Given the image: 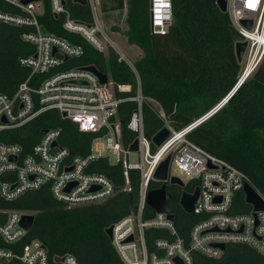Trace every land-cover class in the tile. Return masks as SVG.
<instances>
[{
    "label": "built area",
    "instance_id": "obj_1",
    "mask_svg": "<svg viewBox=\"0 0 264 264\" xmlns=\"http://www.w3.org/2000/svg\"><path fill=\"white\" fill-rule=\"evenodd\" d=\"M2 1L9 4L11 10L0 9V21L30 27L20 38L32 44L34 52L19 59L29 69L27 78L18 84L11 96L0 93V132L20 128L42 111L55 109L79 131L102 134L93 138L86 156L71 154L69 148L59 142L58 127L44 130L26 155H21L22 148L18 143L0 140L1 198L13 200L24 192L48 184L53 198L67 207L103 202L114 195L113 185L105 175L87 172L86 167L91 160L105 156L111 163L121 162L126 179L128 169L139 172L135 210L109 225L111 244L124 264H192L194 253L218 259L228 244H242L264 257V209L254 210L252 204L245 202L243 186L248 180L244 173L186 138V134L217 106L179 130L165 125L170 130L169 136L154 145L143 134V97L138 86L136 95L130 98L136 101L137 107L126 124L137 139L138 161L131 162L129 153L134 151L128 147L133 140L126 148L121 144L120 122L114 120L121 98L116 97L110 76L106 74L107 81L102 83L86 68L91 65L65 66L66 61L83 55V46L66 37L42 32L38 20L43 11L42 0ZM49 1L51 12L62 15L61 26L65 32L80 36L98 52L106 54L108 48L113 49L134 71L100 22L99 0H86L91 12L89 22L71 17L64 8L65 0ZM149 2L150 29L164 34L172 22L171 0ZM225 11L239 40L246 41L242 73H249L264 54V0H226ZM244 20L250 22L249 27ZM36 74L46 76L32 81ZM116 89L125 91L129 85L117 84ZM150 143L155 146L154 150L150 149ZM168 154L167 184L171 176L183 182L179 176L183 175L188 181L195 182L194 188L198 187L197 198L189 212L198 218L189 226L187 238L178 234L174 220L166 213L155 212L145 202L153 173ZM171 167L177 170L176 174L171 173ZM255 190L264 202V195ZM240 192L242 198L238 195ZM240 199L244 205L239 204ZM145 207H149L154 215L142 218ZM170 212L174 215L171 208ZM23 214L29 212L0 209V264H49L48 251L41 241L30 240L19 247L16 244L27 232L20 224ZM149 228L163 229L168 235L153 238L152 250L148 249L144 234ZM2 242L14 246L7 248L1 245ZM222 244L224 248H221ZM55 257H61L62 261H56ZM53 259L60 264H79L70 253L55 255Z\"/></svg>",
    "mask_w": 264,
    "mask_h": 264
},
{
    "label": "trees",
    "instance_id": "obj_2",
    "mask_svg": "<svg viewBox=\"0 0 264 264\" xmlns=\"http://www.w3.org/2000/svg\"><path fill=\"white\" fill-rule=\"evenodd\" d=\"M42 1L43 11L38 16L42 27L83 46V55L66 61L65 66L93 65L113 81L115 95L121 98L114 120L120 122V141L124 148L136 137L126 124L137 107L136 101L130 98L136 95L138 86L143 97V134L151 139L162 126L179 130L210 111L240 76V62L234 53L239 35L227 12L221 11L215 0H171L172 22L164 34L150 29L149 0H100L102 10L125 9L124 24L111 25L110 29L120 31L129 44L141 50L142 54L132 63L134 71L113 49L108 48L106 54L98 52L80 36L65 32L61 26L62 15L51 12L49 0ZM64 8L75 19L91 21L87 4L65 0ZM0 9L11 10L2 0ZM29 29L0 21V93L11 96L29 74L28 67L19 61L34 52V46L20 38L22 32ZM45 76L36 74L32 81ZM117 84L129 85V89L119 91ZM52 127L60 129L59 142L68 147L71 154L81 156L89 153L93 138L102 134L81 132L57 110L49 109L20 128L2 130L0 140L18 143L21 155H26L43 131ZM186 138L241 170L248 182L264 195V54L231 97L193 127ZM154 148L150 143V149ZM86 171L105 175L113 185L114 195L100 203L67 207L53 198L45 184L13 200L0 197V209L34 214L30 229L16 243L18 247L30 240L41 241L48 251L49 264H60L53 256L65 253L72 254L79 264H124L105 229L135 210L139 172L128 169L126 179L121 162L111 163L105 156L91 160ZM160 185L161 182L152 179L148 188ZM195 185L188 181L183 187L166 186L173 195L168 207L174 212V225L184 238L198 217L185 212L178 198L182 191L191 192ZM239 204L244 205L243 199ZM153 215L154 212L145 207L142 218ZM144 234L149 250H152L153 238L168 236L165 230L158 228L146 229ZM1 245L14 246L5 242ZM192 264H264V257L242 244H228L218 259L194 253Z\"/></svg>",
    "mask_w": 264,
    "mask_h": 264
},
{
    "label": "water",
    "instance_id": "obj_3",
    "mask_svg": "<svg viewBox=\"0 0 264 264\" xmlns=\"http://www.w3.org/2000/svg\"><path fill=\"white\" fill-rule=\"evenodd\" d=\"M77 3L80 4H86V0H74ZM216 5L221 11L226 10V0H215ZM247 27L250 26V22H247L246 20L243 21ZM42 32H46L44 28H42ZM246 46V41L237 40L234 44V53L236 60L240 62L242 60V55L244 52V48ZM88 70L92 71L97 75L100 82L105 83L107 81V75L105 73H102L100 70H98L95 66L91 65L86 67ZM248 75L247 73H241L238 77L235 84L232 86V88L229 90V92L222 98V100L216 105L217 108L221 106L224 102H226L231 95L235 92V90L240 86V84L243 82V80ZM62 115L64 116L65 113L62 112ZM170 134V130L167 126H162L159 130H157L153 136L151 137V142L154 145H159L166 137H168ZM55 145V143H53ZM128 149L130 151H136L137 150V139H133L131 144L129 145ZM170 162V154H168L162 161L159 162L157 165L154 173L153 178L161 181V185L157 188H151L148 190L146 195V205L149 206L152 210H154L157 213H166L167 217L170 220H174V215L170 212V208L168 207L169 201L173 199V195L171 192H169L166 188L167 186V172ZM168 184L170 185H177L180 187L184 186V183L176 176H171L168 180ZM244 196H245V202L252 204L254 210L264 209V202L261 199L258 192L255 190V188L249 183L245 182L243 186ZM198 195V187H195L192 192L188 191H182L178 202L181 206V208L189 213L192 211L193 204L197 198ZM34 221V214H23L20 220L21 226L25 230H29L32 223ZM105 233L110 238L111 236V226H108L105 229ZM225 246L222 244L221 248H224ZM56 261H62V258L55 257ZM179 263V261H177Z\"/></svg>",
    "mask_w": 264,
    "mask_h": 264
},
{
    "label": "rangeland",
    "instance_id": "obj_4",
    "mask_svg": "<svg viewBox=\"0 0 264 264\" xmlns=\"http://www.w3.org/2000/svg\"><path fill=\"white\" fill-rule=\"evenodd\" d=\"M98 16L100 22L103 25L105 32L107 33L109 39L113 41L117 50H119L127 60H129V64H132L135 59H137L141 54V50L137 48L135 45H131L127 42L126 38L120 31H113L110 29L111 25L115 26H122L124 24L125 19V9L123 8L120 10L119 8L108 9L105 10L101 9L100 0L98 5ZM245 63V58L240 61V74L242 73V68ZM239 74V75H240ZM129 161L137 162L138 161V153L136 151L129 153ZM172 174H176L177 170L174 167L170 169ZM184 183H187L188 179L183 175H179ZM132 210V208H131Z\"/></svg>",
    "mask_w": 264,
    "mask_h": 264
},
{
    "label": "bare ground",
    "instance_id": "obj_5",
    "mask_svg": "<svg viewBox=\"0 0 264 264\" xmlns=\"http://www.w3.org/2000/svg\"><path fill=\"white\" fill-rule=\"evenodd\" d=\"M247 70H249V69H247Z\"/></svg>",
    "mask_w": 264,
    "mask_h": 264
},
{
    "label": "snow or ice",
    "instance_id": "obj_6",
    "mask_svg": "<svg viewBox=\"0 0 264 264\" xmlns=\"http://www.w3.org/2000/svg\"><path fill=\"white\" fill-rule=\"evenodd\" d=\"M250 6H251V4H250Z\"/></svg>",
    "mask_w": 264,
    "mask_h": 264
},
{
    "label": "crops",
    "instance_id": "obj_7",
    "mask_svg": "<svg viewBox=\"0 0 264 264\" xmlns=\"http://www.w3.org/2000/svg\"><path fill=\"white\" fill-rule=\"evenodd\" d=\"M110 162V161H109Z\"/></svg>",
    "mask_w": 264,
    "mask_h": 264
}]
</instances>
